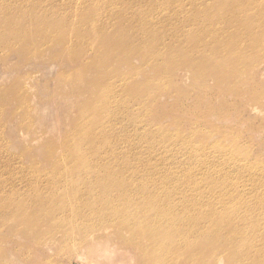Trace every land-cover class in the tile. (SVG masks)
Listing matches in <instances>:
<instances>
[{
    "label": "bare ground",
    "instance_id": "bare-ground-1",
    "mask_svg": "<svg viewBox=\"0 0 264 264\" xmlns=\"http://www.w3.org/2000/svg\"><path fill=\"white\" fill-rule=\"evenodd\" d=\"M76 1L82 4V10H76L77 7L73 10L64 8L63 15L67 16L66 19L55 21L48 19V16L58 14L60 11L54 6L53 0H43V2L42 0H0V59L18 57L20 60L30 56L26 60L36 67L45 65L54 67L58 63L56 56L53 54L47 56L45 53L52 49L55 51L62 49L69 61H82L80 72L62 75L60 73L59 78L57 77L59 87L70 86L72 90L73 82H81L74 85L86 82L88 77L86 74L90 70L104 66L109 67V64L115 63L114 71L117 73L106 83L105 92H103L102 98L106 101L101 108L105 112L106 120L98 124L101 125V130L96 128L98 119L102 116V110L96 113L95 105L89 106L92 102L89 100L85 105L86 110L81 113V116H86L89 113L88 109L92 116L77 121L78 123H75L77 131L73 134H66V139L64 143L61 142V145H56L58 142L51 140V145L45 153V160L56 162L60 166L50 173L48 170V172L33 177L35 182L40 179L48 180L47 185L52 187L51 190H61L64 186L65 191L69 190L71 193L63 196L65 200L62 198L58 201L44 199V202H38L40 197L34 198L28 192L20 193V188L17 187L25 186L24 181H27L28 184L31 181V176L25 168L22 167L17 172H12L11 176L7 178L1 173L0 191L3 192L8 186H13V190L18 196L23 195V197L20 200L13 199L14 208L7 206L9 201L0 206V222L6 223V227L12 226L13 222L8 218L7 212L9 211L23 215L28 221V225L40 223V218L44 213H64L65 226L61 227L63 238H55L52 235L47 241H44V245L59 242L61 248H64L67 253L70 252L75 256L79 254L78 258L85 264H148L146 257L151 258L155 262L153 264H264V189H254L256 191L252 195L249 189L243 191L238 186L231 187L232 184L228 180L219 186L212 185L211 175H208V172L204 174L203 170L207 166L209 169L210 167L214 168L217 172V167L216 164L210 162L206 164L202 159L196 148L201 143H197L199 146H193L190 142L180 139L177 143L168 142L166 144L160 141L157 144L158 138L165 137V135L161 132L154 139L151 132L146 133L150 129V125L138 121L135 128L142 130V133L126 139L123 144L137 150L136 161H133L145 165L149 162L156 163L152 164V170H148L147 173L145 171L146 174L143 173V175L138 172L141 169L136 170L137 167H134V163L125 166L126 161L122 159L124 155L121 157L120 153L111 149L109 150L111 153L110 162L106 164L108 166H101L104 167L101 168L99 163L96 164V161H93V168L87 166V150L100 149L101 142L109 145L118 142L119 138L116 132L109 136L107 134L115 121H119L118 129H121V132L125 131L124 129L129 127L128 125L132 128L137 121L135 117L132 118L133 120L129 119L125 122L123 116L127 108L126 100L133 99L135 101L136 96L139 95L138 93L136 96L133 93L130 94L132 79H136L139 73L127 70L130 65L127 59L129 49H126L129 41L123 37L110 38L100 29L102 27L109 28L119 22V19L114 21L115 18L109 12L116 10L118 13H122L127 7L134 9L137 1ZM245 1L247 2V0ZM178 2L177 5L199 8L201 11L202 6L209 5V2L205 0H189V3L180 0ZM245 5H242L240 9H232L228 12L219 9L221 12L219 19L210 16V24L205 21V17L211 15L209 12H193L191 16L194 18H189L192 20L187 18L190 13L188 15L181 14L185 19H179L180 21L178 20L179 22L173 26L175 29L180 30L183 26H190L193 30V26H199L201 23L202 29L200 31L196 29L191 38H188L187 46L180 45L177 41H175V45L171 46L176 50V53L171 50V53L176 57L175 64L171 68L185 64L194 76L203 77L205 72L213 74L217 72L215 76L218 78L236 76L231 80L232 84L247 83V80L252 77L249 74L252 70L248 69L249 71L245 74L244 68L239 67L244 64L243 54L255 51L259 39L258 37L251 39L252 35H250L246 24L248 21H253L256 24L251 29L259 27V30H262L264 28V4H260L251 12L246 11ZM10 9H17L14 12L17 17H5ZM30 9L35 10L37 14L31 15L28 12ZM164 12V6L159 5L153 15ZM75 13L78 14L74 16ZM168 15H171L170 12ZM71 16H74V22L78 26L74 35L63 30L54 31V29H60V26L63 28ZM90 18L94 19L89 20ZM261 20L263 23H260ZM92 21L93 24L90 25L89 22ZM150 26L151 24L147 23L148 31H150ZM152 26L154 27L153 23ZM35 32L39 35L42 34L40 38H44L45 41L37 42L34 39L35 34L33 35ZM82 34L85 35V38L79 39L78 35ZM177 36L178 34H174L173 38L179 39ZM217 40H220L219 47L222 51L232 48L236 51L237 56L223 53L206 54L210 52L209 48L212 45L205 44L214 43ZM145 41L151 46V49L141 51L150 52L153 60H156L155 55L162 57L164 47L170 48L169 42L166 43L157 32L156 36L151 35ZM196 53L206 55L196 59L194 56ZM168 55L167 53L164 57ZM92 58L93 60L90 62L89 59ZM168 66L162 65L161 71L168 69ZM260 68L261 64L255 66L254 70ZM82 73H84L83 76ZM17 82L16 88L14 86L1 92L2 99H7L9 93L13 94L12 99L16 103L14 116L17 114L23 116L26 127L25 134L26 136L31 134V140L35 141L43 134L33 126H43L42 119L38 115L40 109L47 106L39 105L40 100L36 99L33 92L34 86L30 84L29 80ZM118 82L123 84L117 90L115 84ZM123 93L126 95V100L122 98ZM159 95H165V90L155 94L153 91L150 92L146 101H154L159 98ZM140 107L145 110L149 109V105L145 102H141ZM251 112L256 115L264 114V110H256L254 106L251 108ZM42 126L38 129H41ZM91 127L92 132L98 135L90 132L89 128ZM58 128L56 121L49 126L52 131H58ZM132 131L136 133L133 128ZM35 135L37 136L35 137ZM107 136L110 138L109 140ZM168 139L171 141L174 136L170 135ZM138 142L146 144V146H139ZM63 144L65 152L58 159L53 160L55 149L60 146L64 147ZM144 147L146 150L143 149ZM155 147H157L156 150ZM157 149L162 152L178 150L183 154L178 156L175 153L176 161H173L171 165H166L167 161H165L164 165L159 166L160 163L155 159ZM232 149L234 148L232 147ZM68 158L73 160L69 161ZM233 161L237 166L243 164L239 159ZM75 162H79L80 165H76ZM256 165L257 167H252L248 171L253 178L262 179L264 177L263 167L258 163ZM105 167L109 169L110 176L114 180L106 181L103 175ZM143 169L145 170L144 167ZM40 171L42 172V170ZM16 175H19L20 178L15 177ZM222 175L226 174L223 172ZM76 176L81 177L83 186L71 182V177ZM209 187L210 191H207ZM85 189L89 193L97 190L103 191L102 197L99 196V199L104 201L105 208L99 209L103 204L96 207L85 203L87 199L78 201L76 198L82 197ZM231 193L230 201L232 202H227V195ZM244 195L246 197H243ZM110 199L114 200V204L110 203ZM239 199L240 203L235 204L234 202ZM254 200L260 204L259 207L252 204L255 203ZM14 201L21 202L14 203ZM30 205L38 208L36 215L32 217L29 213ZM187 213L192 215L186 216ZM81 226L85 227L84 232L86 233L82 236L79 235V231L83 230ZM22 227L23 224L18 227V231L26 232L27 229H21ZM9 256L11 255L6 254V258L0 261V264H9L6 260ZM203 258H205L204 261Z\"/></svg>",
    "mask_w": 264,
    "mask_h": 264
},
{
    "label": "rangeland",
    "instance_id": "rangeland-1",
    "mask_svg": "<svg viewBox=\"0 0 264 264\" xmlns=\"http://www.w3.org/2000/svg\"><path fill=\"white\" fill-rule=\"evenodd\" d=\"M53 1L54 6L60 9V11L58 14L48 16V19L51 20L64 21L67 17L63 15L65 12L64 8L73 10L77 7L76 10H82V4L78 3L76 0ZM128 1L134 2L133 0ZM136 1V8L134 9L127 7L122 13H118L116 10L114 12H109V14L115 18L114 21L119 19V22L113 24L109 28H100L101 32L108 34L110 38L123 37L129 41L126 46V49H129L127 59L130 64L127 70L139 73L136 79H132L130 94L133 93V95L136 96L138 93L139 95L136 96L137 99L134 101L133 99L126 100L125 93L122 94V98H124L127 103L126 112L123 113V116L125 122L129 121V119L133 120L132 118L136 117L137 121L135 125L132 126L136 133L132 131L130 125L124 129L125 131L121 132L122 130L118 129L120 127L119 121H115L111 130L107 131V134L109 136L111 133L113 134L116 132L119 138L118 142L112 145L101 142L102 146H100V149L87 150V166L93 168V161H96V164L99 163L100 167L108 166L106 164L110 162L111 153L109 150L111 149L114 152L120 153L121 157L124 155L122 159L126 161L125 166L134 163V167H137L136 170L141 169L138 171L141 172V174H146L148 170H152V166L156 163L153 164V162H149L145 165L135 162L137 150L135 148L126 147L123 144L126 139L128 140V138L142 133V130L135 128L138 121H140L142 124L148 123L150 125V129H148L146 133L151 132L154 139H156L155 136L161 132L165 135V137L158 138L157 144H159L160 141L166 144L168 142L177 143L180 139L190 142L193 146H197V143H201L200 146L198 145L199 147L196 148L199 150L202 159L206 164L210 162L216 164L217 167V172L214 168L210 167L209 169L207 166L206 169L203 170L204 174L208 172L207 174L211 175L212 185L219 186L222 185L225 180H228V182L232 184L231 187L238 186V188L243 191L249 189L252 195L256 191L254 189H264V177L262 179H255L248 171V169H252V167H257L256 163H258L262 165L264 173V114L256 115L251 112L253 106L256 110H264V28L262 30H259V27L251 29V27L256 24L253 21H248L246 24L249 30L245 28L249 31L250 35H252L251 39L258 37L259 40L258 47L255 51L245 52L243 54L244 64L239 68L243 67L245 74L249 71L248 69L252 70L249 72L252 77H250L245 84H232L231 80L236 76L218 78L215 76L217 72L214 74L205 72L203 77L194 76L185 64L178 65L173 69L171 68L176 61V57L171 53V50L173 52L176 50L171 48V46L176 44L175 41L180 43V45L187 46L189 44L188 38H191L196 29L197 31L202 29V23L199 26H193V30H191L190 26H183L180 30L175 29L173 26L180 21L179 19H185L181 14L188 15L190 13V16L187 17L189 19L191 17L194 18V16H191L193 12H209L211 15L206 16L205 21L210 24V16L219 19L221 15L219 9L228 12L232 9H240L242 5L246 4V11L251 12L260 4H264V0H247V2L245 0H205L209 2V5L202 6V11L199 8L194 9L188 8L189 6L185 5L184 7L182 5H177L180 0ZM182 1L189 3V0ZM118 3H121V1H118ZM159 5L164 6L165 12L153 15V13L157 11ZM16 10L17 9H10L5 17H17L14 15ZM28 12L31 15L37 14V12L32 9ZM41 12L44 14L43 11ZM169 12L171 15H168ZM78 13H75L74 16ZM101 16L104 15L101 14ZM73 17L71 16L63 28L60 26V29H54V31L59 32L63 30L68 34L72 33L71 35H74L78 26L75 24ZM93 19L94 18H90L89 20ZM147 23L148 25L151 24L150 31L147 30ZM260 23H263L262 20ZM89 24H93V21L89 22ZM156 32L160 33L161 38H163L166 43L169 42L171 49L168 46L164 47L162 49V57L155 55L156 60H153L150 52L145 53L141 50L151 49V46H149L145 40L151 35L156 36ZM174 34H178L177 37L179 39H174ZM33 35L37 42L45 41L44 38H40L42 34L39 35V33L35 32ZM78 38L84 39L85 35H78ZM205 45H212L209 48L210 52L206 54L223 53L234 57L237 56L236 51L232 48L223 49L222 51L219 47L220 40L214 43H206ZM167 53L169 55L164 57ZM51 54L56 56V60H58V63L54 67L49 65L36 67L34 64L27 61L30 56L26 58L27 60H18V57L4 60L0 59V114L3 111L2 115H0V139L2 138L0 141V174L2 173V176L7 178L11 176L12 172L15 173L18 169L22 167L25 168L31 176V181L29 184L27 181H24L25 186L20 185L17 187L20 188V193L24 194L28 192V194L34 198L40 197L41 199H39L38 202H44V199L58 201L62 198L65 200L63 196L71 193L69 190L65 191L64 186L61 190H51L52 187L47 185L48 180L40 179L38 182H35L33 177L41 175L43 172H48V170H50V173L56 167L60 166L56 162L45 160V153L51 145V140L56 141V143L58 142L56 145H61V142L64 143L66 139V134H73L77 131L78 128L75 126V123H78L79 120L83 118L88 119L92 116L89 109V113L86 116H81V113L86 110L85 105H87L89 100H92L89 106L95 105L96 113L102 110V116L98 119L97 125L106 120L104 117L105 112L101 108L106 101V99L103 100L102 98L103 92H105L106 83L114 74H117L114 71L116 68L115 63H111L109 67H99L96 70H90L87 74L85 73L88 76L86 82L80 85H74L75 83H81L79 81L73 82L74 87L71 85L73 90L70 86H66V88L62 86L59 87L57 81L59 74L80 72L82 61H69L65 56V51L62 49L57 51L52 49L45 53L47 56ZM206 54L196 53L194 56L196 59H199ZM89 60L91 62L93 58ZM260 64L261 68L254 70L255 66ZM162 65L165 67L166 65L170 66L162 72L160 69ZM160 71L162 76L159 77L161 74ZM83 75L84 73H82V76ZM28 80L30 84L34 86L33 92L35 93L36 99L40 100L39 105L47 106L41 108L40 114L38 115L43 122V126L40 125L42 126L41 129H38L40 126H33L43 134V136L35 141L31 140V134L27 136L25 134L26 127L23 116L21 114L14 116L13 112L16 103L12 99L13 94L9 93L7 99H2L3 94L1 93L14 86L16 88L18 85L17 81L25 82ZM122 84L121 82L116 83V89L118 90L121 88ZM161 90H165V95H159V98L154 101H146L150 92L153 91V94H155ZM197 97H199V99H197ZM141 102L148 104L149 109L145 110L140 107ZM44 118L47 119L45 120ZM55 121L59 126L58 131L49 129V126L55 123ZM100 126L101 125H98L96 128L99 131L101 130ZM89 129L90 132L93 131L92 127ZM170 135L174 136V139L171 141L168 139ZM36 136L37 135H35V137ZM109 139L108 137V140ZM139 144L140 142H138V145ZM143 145L142 143L139 146ZM144 146H146V144ZM232 147L234 149H232ZM64 148L65 145L64 147L60 146V148L55 149L53 160L58 159L62 153L65 152ZM156 148L157 147H155V150ZM143 149H145V147ZM142 152H144V150H142ZM175 153L178 154V156H182L183 154L178 150L162 152L157 149L155 152V159L160 163L159 166L164 165L165 161H167L166 165H171L173 161H176ZM178 158L180 159V157ZM71 159L72 158H68L69 161H71ZM234 159L242 160L243 164L241 166L235 165ZM75 163L76 165H80L79 162ZM40 170H42V172ZM143 170L144 172H142ZM223 172L226 175H222ZM103 175L106 181L114 180L110 176V171L107 167H105V173ZM15 177L20 178L19 175ZM71 182L83 186L81 177L79 176L71 177ZM207 191H210V187ZM258 191L263 192L260 190ZM102 194L103 191L97 190L89 193L85 189V193L82 197L79 196L76 199L78 201L87 199L85 203L95 205L96 207L103 204L99 207L100 209L105 208L104 201L102 202L99 199V196L102 197ZM0 197V206L9 201L7 206L14 208L12 203L13 199L17 198L20 200L23 195L21 197L18 196L13 190V186H8L5 191H0ZM231 197L232 193L227 195V202H232L230 201ZM243 197H246V195ZM20 202L21 201H14V203ZM253 202H255V200ZM110 203L114 204V200L110 199ZM234 203H240V199ZM252 204L257 207L260 206V204L256 202ZM217 206H219V204H217ZM37 209L38 208L34 205L29 206L31 217L36 215ZM7 213L9 215L8 218L11 219L13 223L11 227H6V223L0 222V261H3L4 258H6V254H9L11 256L6 259L9 264H85L83 260L78 258L79 254L75 256L74 254H70V252L67 253L64 248H61L59 242L47 246L44 245V241H47L52 235H54L55 238H63V235H61V227L65 226V219L63 218L64 213H44L40 218V223H36L35 225L31 223L28 225V221H26L20 213L16 214L15 211H9ZM190 215L192 214H186V216ZM22 224L23 227L21 229H27L26 232L18 231V227ZM82 228L83 230L79 231L80 236L86 234L84 232L85 227ZM71 231L69 232L71 233ZM39 243L43 245L41 246ZM38 247H40V249H37ZM204 260L205 258H203V261ZM146 261L148 264L155 263L149 257H146Z\"/></svg>",
    "mask_w": 264,
    "mask_h": 264
}]
</instances>
